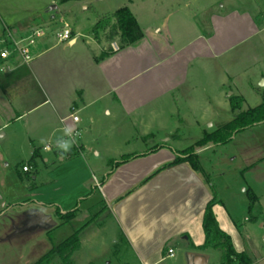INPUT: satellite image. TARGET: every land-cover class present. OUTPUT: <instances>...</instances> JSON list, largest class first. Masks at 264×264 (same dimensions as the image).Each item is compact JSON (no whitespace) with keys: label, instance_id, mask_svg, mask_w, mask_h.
<instances>
[{"label":"crops","instance_id":"crops-1","mask_svg":"<svg viewBox=\"0 0 264 264\" xmlns=\"http://www.w3.org/2000/svg\"><path fill=\"white\" fill-rule=\"evenodd\" d=\"M78 1L88 8L95 0ZM220 1L119 0L115 8L128 6L144 32L135 44L98 60L108 46L93 38V44L87 41L81 50L68 53L80 34L72 27L69 46L51 54L63 43L48 47L39 43L32 48L30 63L17 58L9 70L0 71V229L8 234L17 219L58 226V211H73L74 220L83 211L93 218L106 209L116 222L117 235L140 264L167 258L183 263L181 240L192 244L187 253L200 251L204 238L196 248L193 237L201 233L204 237L203 212L212 198L204 175L188 162L155 173L175 159L178 149L170 143L156 142L127 153L121 149L113 153V149L130 141H155L160 135L177 137L181 128L175 123L184 122L180 102L198 96V82L209 61L231 55L264 28L258 27L256 15L249 11H216ZM261 13L264 16V10ZM223 23L249 27L248 32L242 37L233 28L223 32ZM34 27L27 24L25 28ZM16 32L5 24L2 35L11 33L16 38ZM26 80L33 82V88H27ZM225 82L222 79L217 89L220 100ZM225 99L230 105L229 97ZM208 100L212 102L210 96ZM73 108L77 122L70 117ZM65 127L79 130L80 150L72 146L63 155L57 148L45 152L47 144L64 136ZM106 140L111 144L106 145ZM94 143L99 146L96 155H104L101 162L87 156ZM131 153L140 156L111 171L113 160ZM25 165L31 170L24 171ZM48 216L54 224L38 222ZM170 248L173 257L168 254Z\"/></svg>","mask_w":264,"mask_h":264},{"label":"rangeland","instance_id":"rangeland-1","mask_svg":"<svg viewBox=\"0 0 264 264\" xmlns=\"http://www.w3.org/2000/svg\"><path fill=\"white\" fill-rule=\"evenodd\" d=\"M117 1L119 0H95L93 6L84 8L78 0H0V45L4 38L2 33L5 24L17 29L15 36L18 39L29 35L30 30L25 28L27 24L43 27L47 34L38 40L36 46L43 43L44 47L56 44L55 33L68 26L80 32L76 36L77 45L69 47L68 53L81 50V44L85 45L87 41L93 44L91 27L97 19L96 10L100 13L112 11L116 9ZM52 5H57V8L51 10ZM215 8L223 13H228L231 8L239 13L249 11L256 15L258 27L264 26V16L261 13V10H264V0H221ZM210 13L206 12L205 15ZM52 15L56 17L52 18ZM233 25L234 27L223 23L221 30L226 32L233 28L237 30L239 37L248 32L249 27L246 29L242 25ZM206 29L208 26H204V30ZM101 38L108 49L111 48V41L120 45L118 37L111 41H107L105 35ZM68 44L69 41L57 45L56 51L51 54H55L65 45L69 46ZM229 54L231 55L222 59L209 61L206 74L201 75L198 82V96L190 95L188 100L180 102L184 122L175 123L181 128L177 137L168 139L169 136L162 138L160 135L155 141L149 138L145 142L139 140L137 144L130 141L121 148L114 145L111 147H114L113 153L118 149L127 153L151 147L156 142L170 143L179 152L195 146V154L204 177L206 176L218 192L219 202L214 206V213L220 228L230 235L238 252L248 255L251 264H264V122L235 133L227 143L195 145L205 131L215 130L233 118L231 106L225 97L242 96L240 111H246L264 102V28L256 37L239 45ZM225 78V88L220 100L217 89ZM24 84L27 88L33 86V82L29 80L24 81ZM209 96L212 102L208 100ZM33 114L35 113H30V116ZM105 142H108L106 145L111 144V141ZM97 145L91 144L87 156L94 162H101L104 155H96L99 149ZM49 150L45 147L44 151ZM113 156L119 157L118 154ZM40 163V167L46 172L45 163L42 160ZM57 219L58 226L49 224L43 227V224H27L23 223V219L20 222L17 219V225L12 227L8 234L5 229H0V264H35L54 246L80 228H84L80 232V246L72 253L69 262L65 263L60 256L53 255L45 264H140L133 250L117 235L116 222L110 217L108 210L98 211L93 218L83 211L74 220H65L59 216ZM203 238V233L195 234L193 241L196 248L199 241L203 242ZM180 243L182 250L179 254L183 263L167 258L157 264H188L185 249L192 248V244H187L185 240ZM207 253L210 254L209 264H221L223 251L209 248ZM237 262L244 264L243 260Z\"/></svg>","mask_w":264,"mask_h":264},{"label":"trees","instance_id":"trees-1","mask_svg":"<svg viewBox=\"0 0 264 264\" xmlns=\"http://www.w3.org/2000/svg\"><path fill=\"white\" fill-rule=\"evenodd\" d=\"M91 34L96 41H101L102 35H105L107 41H111L115 37H118L120 39L119 47L123 48L138 42L143 37L144 32L131 9L128 6H122L113 12L104 14L97 13L96 22L91 27ZM111 51L112 49L109 48L107 52L98 58V60L107 56ZM229 99L230 106L234 114L233 118L219 128L211 132H205L204 135L196 142V146H203L207 143H227L232 139L235 133L247 129L257 123L264 122V102L253 108H249L246 111H240L243 103V97L239 95H232ZM157 148L158 146L154 149ZM34 154H37V150ZM175 155L176 156L173 161L165 164L156 170L155 173L166 167L182 162H188L194 170L199 171L204 175L199 164L198 157L195 154V146L181 152L175 150ZM138 156H140V154L136 153L122 155L119 159L112 161L111 171L115 167ZM208 183H210L212 198L207 203L203 212L202 228L204 232V242L199 246V250L204 252L209 248L220 249L223 251L221 264H237V261L239 260H243L244 264H251L248 255L245 252H238L234 248L230 235L220 228L219 222L214 213V206L219 202L218 192L211 182L208 181ZM56 214L65 220H69L74 216L73 211L64 214L58 211ZM82 229L83 228H80L60 244L54 246L35 264H45L46 261L53 255L60 256L65 263H68L72 253L80 246V232Z\"/></svg>","mask_w":264,"mask_h":264},{"label":"built area","instance_id":"built-area-1","mask_svg":"<svg viewBox=\"0 0 264 264\" xmlns=\"http://www.w3.org/2000/svg\"><path fill=\"white\" fill-rule=\"evenodd\" d=\"M47 34L46 30L41 26H36L30 29V33L28 36L24 38H14L11 33L7 34L6 37L1 41L0 45V71H6L11 68V63L17 58H21L26 63H30L33 60L32 56V48L37 44L38 40L44 37ZM55 37L57 38L58 43H65L70 41L73 38L72 30L68 26H65L62 30L57 31L55 33ZM112 51H117L120 49L117 42H111ZM70 117L77 122L79 120V116L75 114L74 108L70 114ZM67 138V137H65ZM80 138V132L78 129L73 130L74 140L73 147L78 148V139ZM46 148L52 149L56 148L55 142L46 145ZM24 171H30L31 167L25 165L23 167ZM169 256L173 257L174 249L170 248L168 250Z\"/></svg>","mask_w":264,"mask_h":264},{"label":"water","instance_id":"water-1","mask_svg":"<svg viewBox=\"0 0 264 264\" xmlns=\"http://www.w3.org/2000/svg\"><path fill=\"white\" fill-rule=\"evenodd\" d=\"M57 8V5H52L51 10ZM46 221L47 223L54 224L55 221L48 217H41L38 222ZM188 264H208L209 263V254L201 251H189L187 253Z\"/></svg>","mask_w":264,"mask_h":264},{"label":"clouds","instance_id":"clouds-1","mask_svg":"<svg viewBox=\"0 0 264 264\" xmlns=\"http://www.w3.org/2000/svg\"><path fill=\"white\" fill-rule=\"evenodd\" d=\"M63 131H64V136L58 138L55 142V146L60 151L61 155L70 152L72 145L74 143V140L72 139L73 129L70 127H65Z\"/></svg>","mask_w":264,"mask_h":264}]
</instances>
